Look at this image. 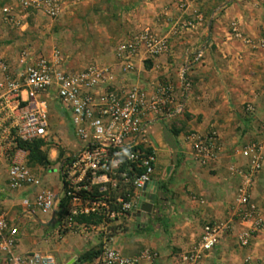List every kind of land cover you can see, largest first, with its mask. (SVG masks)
Segmentation results:
<instances>
[{"label":"built area","instance_id":"built-area-1","mask_svg":"<svg viewBox=\"0 0 264 264\" xmlns=\"http://www.w3.org/2000/svg\"><path fill=\"white\" fill-rule=\"evenodd\" d=\"M79 3L80 0H13L0 6V30L22 37L38 18L55 22ZM199 20L195 16L174 25L171 32L191 28ZM231 33L244 45L252 46L235 28ZM168 40L169 36L159 37L142 28L115 44L110 63H89L82 68L69 67L68 56L59 48L43 51L27 40L7 47L9 50L0 49V162L5 168L6 188L25 193L20 205L27 213L37 211L55 218L52 238L65 234L99 238L98 253L81 264L156 262L155 251L143 250L127 257L114 249L111 242L123 221L136 210L142 187L150 182L153 173L156 152L146 137L145 120L150 116L179 114L182 105H174L172 86L168 83L156 85L151 93L136 84L114 83L116 76L132 74L138 60L164 54ZM254 47L264 51V29ZM200 57L196 53L192 60ZM185 69L184 66L182 74ZM182 85L187 91L189 85L183 78ZM52 101L65 114L76 143L73 151L53 159L59 181L57 191L43 184L27 164V152L17 147L18 143L39 141L41 150L49 147L55 151L57 141L51 132L49 111ZM245 111L252 113V105H247ZM186 138L190 155L200 166L215 158L218 144L213 132L190 133ZM263 150L264 121L258 128L257 140L237 151L243 163L228 167L229 173L238 179L234 218L239 230L235 240L242 249L263 228L261 213L250 200L252 185L262 170ZM81 218L87 221H79ZM233 230L232 220L202 223L197 240L177 254L178 263L202 264ZM16 243L17 229L0 207V262L53 264L50 256L39 252L16 253Z\"/></svg>","mask_w":264,"mask_h":264},{"label":"crops","instance_id":"crops-1","mask_svg":"<svg viewBox=\"0 0 264 264\" xmlns=\"http://www.w3.org/2000/svg\"><path fill=\"white\" fill-rule=\"evenodd\" d=\"M93 2L100 4L105 13L116 11L121 16L118 27L123 39L142 28L150 29L159 37L169 36L164 54L138 60L135 71L116 76L114 84H136L151 93L156 85L168 83L172 86L174 105H182L179 114L150 116L145 120L146 137L156 152L150 177V182L156 183L152 211L148 219L143 213L133 215L134 211L113 236L111 246L127 257L152 250L157 253L155 264H179L177 254L197 240L202 223L232 220L233 233L225 236L202 264H264V150L262 170L250 191V200L261 213L263 228L243 249L237 247L235 240L239 230L234 218L238 179L228 171L230 165L243 163L237 151L257 140L258 128L264 121V51L254 47L264 29V0ZM84 4L92 6L89 0ZM195 16L200 20L193 27L175 34L171 32L174 25L193 20ZM33 27L35 22L28 31ZM232 28L248 38L252 46L234 37ZM16 37L19 36L12 32L0 33V42H4L0 49L16 46L18 40H11ZM38 45L43 51L51 48L49 44ZM196 53L201 57L193 61ZM111 61L112 52L105 63ZM182 78L188 82L187 91L183 89ZM247 105H252V113L245 111ZM209 131L216 136L218 150L212 161L200 166L190 155L186 137L190 133L202 135ZM164 132L165 137L171 138L175 150L165 143ZM30 167L43 182L44 167ZM55 179L59 184L57 176ZM58 188L59 185L50 189L57 191ZM151 189L148 188L149 194ZM24 196L22 191L6 188L5 168L0 162V207L7 221L17 229L16 253L34 251L50 256L53 264H72L78 255L99 246L96 236L65 234L59 239L52 238L55 218L37 211L27 213L20 205ZM157 217L162 218L163 226Z\"/></svg>","mask_w":264,"mask_h":264},{"label":"rangeland","instance_id":"rangeland-1","mask_svg":"<svg viewBox=\"0 0 264 264\" xmlns=\"http://www.w3.org/2000/svg\"><path fill=\"white\" fill-rule=\"evenodd\" d=\"M89 1L92 6L84 4L87 0H80L79 5L73 11H69L63 16V19L55 22L38 18L35 22V28H31L24 36L11 40L14 42L18 40L15 45L27 40L38 47L39 43L45 46L49 44L50 47H57L68 56L69 67L82 68L89 63H105L109 60L115 44L123 39V36H120L118 27L121 16L117 15L116 11L115 13L112 11L106 12V14L101 9L100 4H94L93 1L95 0ZM6 2L8 0H0V6ZM0 33L7 34L3 30ZM1 43L4 42H0V45ZM49 111L52 113L51 132L56 138L57 145L54 147L55 151L49 147L40 150L45 153L50 162L49 166L43 168L46 171L43 183L52 189L59 185L55 179L54 155L70 153L74 150L76 143L72 140L65 114L55 101L50 104ZM51 169L54 170L51 171ZM90 250H99V246L91 247L86 251ZM80 255L74 259L72 264L79 263L78 258Z\"/></svg>","mask_w":264,"mask_h":264},{"label":"trees","instance_id":"trees-1","mask_svg":"<svg viewBox=\"0 0 264 264\" xmlns=\"http://www.w3.org/2000/svg\"><path fill=\"white\" fill-rule=\"evenodd\" d=\"M166 136V133L164 132V140L165 143L168 145V147L172 150H175V145L173 142L168 139ZM168 136V135H167ZM17 147L25 152H27V164L29 166L31 165H38L42 167H47L49 166L50 162L48 161L46 155L44 152L40 150V142L36 141L33 143H18ZM58 156H61L58 154ZM163 188V187H162ZM165 201V199H164ZM155 211L153 210L152 214H154ZM79 221H87V219H79ZM157 222L161 224L162 226L164 225L162 222V218L157 217ZM99 250L96 251H86L85 253L81 254L78 258V264H81L83 262L89 261L91 258H93Z\"/></svg>","mask_w":264,"mask_h":264},{"label":"water","instance_id":"water-1","mask_svg":"<svg viewBox=\"0 0 264 264\" xmlns=\"http://www.w3.org/2000/svg\"><path fill=\"white\" fill-rule=\"evenodd\" d=\"M149 187L152 188L150 194L148 192ZM155 190H156V183L147 182L143 185L142 193H141V196L137 200L135 214L133 215L139 216L140 213H143L145 214L146 219L149 218L151 211H152L153 202H154V197H155L154 191ZM155 210H157V208Z\"/></svg>","mask_w":264,"mask_h":264}]
</instances>
